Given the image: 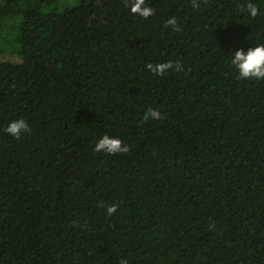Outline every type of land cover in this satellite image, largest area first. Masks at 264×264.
I'll use <instances>...</instances> for the list:
<instances>
[{"label": "trees", "instance_id": "16d2710c", "mask_svg": "<svg viewBox=\"0 0 264 264\" xmlns=\"http://www.w3.org/2000/svg\"><path fill=\"white\" fill-rule=\"evenodd\" d=\"M72 1L0 0V264H264V80L230 63L264 0ZM105 134L130 151L95 152Z\"/></svg>", "mask_w": 264, "mask_h": 264}, {"label": "clouds", "instance_id": "9594fccd", "mask_svg": "<svg viewBox=\"0 0 264 264\" xmlns=\"http://www.w3.org/2000/svg\"><path fill=\"white\" fill-rule=\"evenodd\" d=\"M124 4L125 7L129 8L132 14L144 19L154 15V9L146 6V0H124ZM193 7H199L198 0H193ZM239 7L242 12H246L252 18L257 17L260 13V8L256 3H253L252 0H248L246 4H241ZM166 24L173 26L176 31L181 30L175 17L170 18ZM230 63L237 71L239 79L264 80V43H259L249 48L247 51H244L243 48L236 50L231 56ZM146 68L153 74L159 76H163L170 70H175L176 72L183 71L182 63L173 61H166L158 64L147 63ZM144 118L145 120H160L163 117L159 109L150 108L145 113ZM5 131L17 139L24 133L31 134L30 126L23 118L11 121ZM94 151L97 153L105 152L110 155H115L116 153H128L130 147L124 144L121 138L105 134L96 142ZM102 205L103 202H101V206ZM118 207L119 205L117 203L108 206L106 209L108 215L111 216L114 214ZM120 264H129V262L127 259H121Z\"/></svg>", "mask_w": 264, "mask_h": 264}, {"label": "rangeland", "instance_id": "374dc122", "mask_svg": "<svg viewBox=\"0 0 264 264\" xmlns=\"http://www.w3.org/2000/svg\"><path fill=\"white\" fill-rule=\"evenodd\" d=\"M71 3H76V0H73ZM0 49L5 50V53L12 54L8 56L11 60L15 62L19 61L20 56L17 53L19 44L17 40V30L15 28H9L6 32L0 31Z\"/></svg>", "mask_w": 264, "mask_h": 264}]
</instances>
